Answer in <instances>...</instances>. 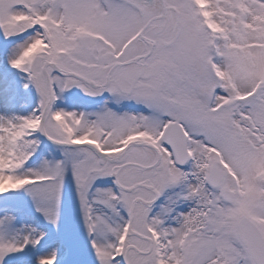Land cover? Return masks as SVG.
Wrapping results in <instances>:
<instances>
[{"label": "snow or ice", "instance_id": "1", "mask_svg": "<svg viewBox=\"0 0 264 264\" xmlns=\"http://www.w3.org/2000/svg\"><path fill=\"white\" fill-rule=\"evenodd\" d=\"M0 264H264V0H0Z\"/></svg>", "mask_w": 264, "mask_h": 264}]
</instances>
